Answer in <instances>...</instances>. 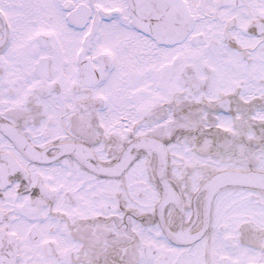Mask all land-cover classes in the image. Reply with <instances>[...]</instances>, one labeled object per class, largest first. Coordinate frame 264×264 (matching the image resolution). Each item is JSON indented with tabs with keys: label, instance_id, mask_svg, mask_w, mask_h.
I'll return each instance as SVG.
<instances>
[{
	"label": "snow or ice",
	"instance_id": "obj_1",
	"mask_svg": "<svg viewBox=\"0 0 264 264\" xmlns=\"http://www.w3.org/2000/svg\"><path fill=\"white\" fill-rule=\"evenodd\" d=\"M0 264H264V0H0Z\"/></svg>",
	"mask_w": 264,
	"mask_h": 264
}]
</instances>
